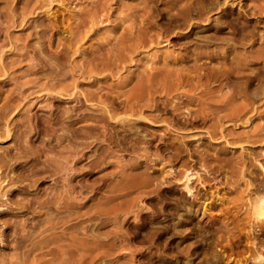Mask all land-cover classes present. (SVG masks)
<instances>
[{"label": "rangeland", "instance_id": "obj_1", "mask_svg": "<svg viewBox=\"0 0 264 264\" xmlns=\"http://www.w3.org/2000/svg\"><path fill=\"white\" fill-rule=\"evenodd\" d=\"M8 1L0 0V10ZM184 2L13 0L11 3L18 7L37 6L27 26L13 19L6 21L4 12H0V66L5 73L0 71V100L26 102L20 117L24 118L25 132H20L17 140L0 139V153L11 149L18 154L21 141L29 140L35 149L43 150L37 160L20 154L9 167L10 175L18 180L10 184L14 189L8 195L19 192L34 197L54 192L58 186L72 199L70 184L76 185L79 220L71 216L70 221L68 216L63 230L59 223L55 230L52 227L53 232L46 231L52 235L56 231L55 236L67 231L65 240L70 245L65 241L67 259L64 257L63 264H68V259L73 264L76 257L83 264H87L85 260L88 264H209L214 253L222 255L231 250L237 258L244 256L245 241L230 249V242L221 236L222 223L213 217L229 207L235 211L234 203L222 204L213 211L204 205H210L218 196L231 200L236 197L237 202L250 199L256 185L264 183V0H197L196 8L210 11V17L193 20L190 26H185L180 16H170ZM217 20L219 26L215 25ZM193 63H202L209 74L222 70L220 80L211 84L215 87L199 88L194 94L191 84L178 90L170 78L164 84L165 75L173 79L176 72L191 73L188 67ZM151 76L153 80H149ZM57 79L70 87L75 84L79 93L105 97L109 105L123 99L141 104L146 117H133L138 129L126 143L144 149L133 151L126 143L116 145L103 137L105 124L96 121L101 113L95 103L98 95L86 101L79 94L83 103L63 95L37 96L35 90L43 82L56 83ZM163 86L169 94L159 92ZM76 102L82 106L79 111L83 120L79 124L83 128L97 125L94 134L97 128L101 131L94 140L89 139L93 143L88 151L85 144L80 147L84 158L76 164V175L70 177L75 170L65 169V173L46 172L45 178L36 179L38 176L32 173L36 162L43 165L53 154L43 144L45 135L40 138L36 133L42 127L37 121L45 122L48 116L53 118L61 110H70ZM172 104L197 110L201 116L188 121L172 111ZM170 122L183 128L168 130ZM180 144L186 148H180ZM183 164L196 172L190 183L197 196L187 191L185 179L177 174ZM145 179H155L160 186H140ZM110 183L132 185L125 201L108 198ZM117 204H123L122 208L112 209ZM15 211L14 219L19 221L35 214L25 208ZM73 220L79 221L77 226ZM12 229L0 223V232L12 233ZM70 232L76 235L73 239H79L77 245ZM15 235L10 248H5L7 255L16 253L11 246ZM72 251H77L73 252L75 257ZM57 253L61 255L56 251L54 256ZM53 259L54 264H62L60 259ZM227 260L222 257L221 264H227Z\"/></svg>", "mask_w": 264, "mask_h": 264}, {"label": "bare ground", "instance_id": "obj_2", "mask_svg": "<svg viewBox=\"0 0 264 264\" xmlns=\"http://www.w3.org/2000/svg\"><path fill=\"white\" fill-rule=\"evenodd\" d=\"M12 1L9 0L5 6H3V7L1 6L2 10H0V12L1 13L4 12V14H5L4 17L7 18V20L5 19L6 21L9 22L10 19H13V21L16 22V24L18 23L19 25L27 26V24L30 23V18H31L29 15L33 14L35 12V9L37 6H35V8H34V6H31L29 8L26 4V6L18 7V6L13 5L11 3ZM195 1H197V0H185L183 5L180 6V8L177 10V12L176 13H170V16L173 18L180 16L182 18V21L185 24V26H190L191 24H193V20L202 19V18H209L210 17V15H209L210 11H206L203 8L197 9L195 6ZM226 1L227 0H224V2H226ZM18 8H20V9L18 10ZM36 11H37V9H36ZM219 23H220V21L217 20L215 25L219 26ZM21 54H23V53H21ZM1 57H3L2 54H1ZM194 59H196V58H194ZM2 66H0V69H1L0 71H2V69H3ZM188 68H191L190 69L191 71H188L191 73L183 74L182 71H179L178 73L176 72L177 75L174 74V75H176V77L173 76L174 77L173 79L171 78L172 76H168V75L166 76L165 75L163 78V80H165V81H163V82H165L164 84H166L169 81V78H170V83H172L173 86L175 85L174 87H176V90H178L181 86H184L186 84L187 85L191 84L192 88L194 89V94H196L195 91L197 89L207 88L209 85H211L213 83V80H214V83H215V81L220 80L219 73H222V70L220 69L217 71L218 73L215 72L216 70L215 71L213 70L214 73L209 74L210 72L206 71V69H205V67H203L202 63H198V64L193 63ZM224 73H227V70H225ZM1 74H5L4 71H2ZM152 78L153 77L151 76L149 78V80H153ZM57 80L58 81L56 83H50V84L43 82L40 85L41 87L35 90L38 93L37 96L42 97V96H46L47 94H48V96L51 94H53L54 96L63 95L66 97H70L72 99L77 98L78 103L79 102L81 103L83 98L81 99L79 94L84 95L83 97L85 98L86 101H90V100L93 101V99L96 98L95 96L98 95V94H96L93 96L89 92H82V91H80L81 93H79L78 89H76V87H75V84H73L74 86L72 85L70 87V86H67V85H64L63 83H61L62 82L61 79H57ZM220 84H221V82H219L217 84V86L219 87ZM215 86L211 85L210 87L213 88ZM165 88L166 87L163 86L160 90L159 89L158 90H159V92L161 90L166 91L169 94V90H167V88L166 89ZM26 89H28V87ZM155 91H157V90H155ZM189 91H190V89H188V90L186 89V92H189ZM201 92H204V91H201ZM92 93L95 94L94 92H92ZM101 97L102 96H99L98 100H96L95 103H96V106L97 105L99 106V110L101 111V113L98 111L100 114L97 115L96 121L98 119L99 121H97V122L101 121V123L105 124V129H102V130H106V133H105V136H103V137H106L107 140L110 139L111 142H115L116 145L118 144V145L123 146L124 143L129 141V137L132 134H134V132H135L134 129L135 130L138 129V126H137L138 121L136 119H134L133 117H137V116L146 117L144 115V110L142 109V105L141 104L140 105L135 104L130 99L129 100H127V99L120 100L119 102H116V104L114 103V101H112V103L109 105L106 102L107 100L105 101V97H103L104 99ZM23 101L24 100H0V139L15 138L17 140V138H19L18 136H20L19 135L20 132L22 133V131H24V129H22V128H26V127H24L25 125L22 121V120H24V118L22 120L20 118L21 115L23 114L22 112L24 109V104L26 103V102L23 103ZM110 102L111 101H109V103ZM130 102H132V103H130ZM78 103L76 102L74 104L75 106L73 105L74 107H72V108L70 107V110H65V111L61 110L60 113H57L55 116L53 115L54 116L53 118L48 116L47 120L45 119L46 120L45 122H43L44 120L43 121H41V120L37 121L36 120L39 125L40 124L42 125V127L40 126V128H39L37 126V124H35L37 126V128H39L36 131V133H38V137L40 136V138H41V135H43V136L45 135L46 137L48 136L47 138H45V136H44V139H43L44 143L43 144L44 145L47 144V146L51 150L50 152L53 153L46 160H44V162H42L43 165H41V164L38 165V161L36 162V164H35L36 166H34V168L32 169V173L34 175L38 176V178H36V179H39L42 177L45 178L46 172L54 171L55 173H61L63 170L65 171V169H67V171L68 170H75V172L71 173L70 177H73L74 175H76V173H77L76 172V168H77L76 164L79 163L82 158H84V157H82L84 155L83 154L81 155L82 151L80 150V147L85 146L87 148L88 146H90L93 143V141H90L91 140L90 138L92 137V139H93V137H95L94 135H96V134L98 135V132L100 129V128H97L98 132H96V134H94L93 129L97 125L96 126L94 125L95 127L91 126V124H88L87 126L83 125L85 127V128H83L79 124V122H81L83 120V116H81L82 112L79 111V108L81 105ZM98 106H97V109H98ZM171 107H173L172 111L174 113H176L178 116H181V117H187L188 121L193 120V119L189 120V118H191V117L197 119L198 116H201L197 112V110L194 111L188 107H181L179 105H174V104H172ZM205 110L206 109H203L202 112L205 113L204 112ZM121 112L126 113V115H122ZM83 113H85V112H83ZM52 114L53 113H51V115ZM205 114H207V113H205ZM83 115H86V114H83ZM155 116H156V114H155ZM203 118H205V117H203ZM87 119L88 118L86 117L85 120H87ZM55 126H58V127H55ZM169 126L170 127L168 130L173 129V130L178 131V130H181L183 128L181 126L176 127L175 123H172V122H170ZM25 130H27V129H25ZM100 131H101V129H100ZM100 134H101V132H100ZM101 138H102V136H101ZM102 140H104V139L102 138ZM31 142L32 141H30V140L28 143H26V142L23 143L21 141V144L19 147L20 151L18 152V154H15V152H12L11 149L6 150L4 154L0 153V223L1 222L5 223L7 225V228H13L12 233H5V232H3V230L0 232V241L3 242V248L2 247L0 248V264H52V263L54 264V262L51 261L53 259V257H51V255L54 256L56 251L61 253V255L57 253L58 256H54L53 261L58 260V259H60V261H59L60 263L62 262V260L65 261V259H67V258H66V255H64L65 254L64 249H65V247H67L68 243L70 245V242H67L68 240L66 239L67 235H65V234H67L66 233L67 231H65V234H63L62 236L61 235L55 236L56 231L54 232L53 235H52V233L51 234H49L48 232L46 233V231L50 230L49 232H51L52 227L54 229L55 226H57V225H58V227L60 226L59 223H62V230H63V226L65 225L63 223L68 221V219H66L68 216L70 217V221L72 220L71 216H73L75 219L78 218V220H79V216H81V213L78 210V205L76 202V194L75 193H77V191H76V185L75 184H70V188H69L70 193L74 194L72 199H69L70 197L67 196L66 191H65L66 189H64L65 192H63L62 189H59L58 186L54 192L53 191L46 192L45 195H39V196L37 195L34 197H28L25 195L22 196V193H19V192L14 193L12 196L8 195L9 194L8 192L14 189V187H12L13 185H10V184H12L13 182L18 180V178L16 176L10 175L9 167L12 166L13 163L16 162L20 158V154L28 155V156H34V158L36 160L38 159V157L43 155V150H41L40 148L35 149L32 145L33 142L32 143ZM129 143H130V141H129ZM83 144H85V145L83 146ZM126 144H128V143H126ZM182 144H184V143L182 142ZM182 144L179 145L180 148L184 146ZM91 146H90V148H91ZM129 147H132L133 151H136L138 149L140 150V148H141V146H136V143L129 145ZM184 147H183V149H184ZM88 148L86 149L87 151H88ZM125 148H126V146H125ZM180 148H178V149H180ZM81 149H83V148H81ZM141 149H144V148H141ZM83 150H85V149H83ZM106 155H107V153H106ZM103 156H104V154L102 155V157ZM200 158L205 160V156L201 155ZM39 162H40V160H39ZM186 165L187 164H183V169H179L177 174H179L180 179H185L184 184H185V188L187 189V191L190 192L191 195L197 196L198 193H195L193 191L195 186L191 185V183H190V182H193L192 180H193L194 174L196 172H193L189 167H186ZM261 167H263V166L261 165ZM124 171H126V170L123 169V172ZM67 173L68 172H66V174ZM43 174H45V175H43ZM196 176H199V174L197 173ZM62 177H64V176H62ZM56 180H57V178H56ZM64 180H65V178H64ZM69 180L71 182V178H69ZM59 182H60V179H59ZM59 182H57V185L60 184ZM67 182H68V180H67ZM109 182H107V183H109ZM111 183L109 185L107 184L108 185L107 187L110 188V189H108V193L110 195V196L107 195L108 198L110 197V199H112V200L121 198L122 199L121 202L125 201V198H127V196L130 195L132 185H123L122 186V185H119L118 183H113V184H111ZM7 185H10V187L7 189H4ZM67 185H66V188H67ZM151 185H159V183L155 182V179H153V180L145 179V180H142L140 186L147 187V186H151ZM64 186H65V184H64ZM254 194H255L254 197H252L250 199L242 200L241 202H237L238 198L236 199V197L231 200V199H228L225 197H219L218 196V198L215 199L214 202H211L210 205H209V203H206L204 205L205 209L207 208L208 210L213 211L215 208L219 207L222 204H228L230 202H233L234 205L237 207V209L235 211L230 210L231 208L229 207L227 210L225 209L224 211H222L223 210L222 209L221 213L218 216L213 214V217L215 218V220L217 219L218 221H220L222 223L220 228L223 231V235H221V236L224 239H226L228 242H230V243H228V245H230V247H229L230 249H232L233 245H239L242 240L245 241V247H246V249L243 251L244 256L241 258L235 257L236 255H233V253H231L232 250L229 251V253H224L225 252L224 251L223 252L224 255L223 254L221 255L218 253H214L213 255L211 254L212 260L209 262V264H221L222 263L221 258L224 256L226 257V259H228L227 261H225V262H227V264H229V263L231 264L232 262H235V264H264V183L263 182H260L259 184L256 185V187L254 188ZM4 196H6V198H3ZM238 196H239V199H242V195H238ZM98 199L100 201V198H98ZM218 200H220L221 204H219L217 202ZM122 205L123 204H117L116 206L112 207V209H114V210L121 209ZM23 208H25L27 210L31 209V211H33V213L35 212V214H32L31 218H29V216L26 218L23 217V219L21 221L14 219V217L16 216V213H17V211H15V209L20 210ZM63 208H65V209H63ZM64 213L66 215H63ZM42 215H47V218L39 219L38 217L42 216ZM48 216H50V217H48ZM51 216H53V217H51ZM78 222L76 221L75 222L76 225H75V223H74V225L77 226ZM71 225H73V224H71ZM64 228H65V226H64ZM55 229H56V227H55ZM62 230H61V233H64V232H62ZM67 230H68V226H67ZM52 232H53V230H52ZM14 235L16 236V239H15V242H13L11 244V246L13 245L14 252H16V253L11 254V253H13V252H11L10 255H7L6 249L10 248V243L13 240ZM64 235H65V237H64ZM68 235H69V233H68ZM70 235H71L72 239L75 238V236H76V235L74 236L72 233ZM69 237H68V239H69ZM71 237H70V239H71ZM77 239H73L74 243L76 240V242H77V243H75L76 245L79 243V239L78 240ZM4 241H6V242H4ZM65 241L67 242V244H65ZM80 241H81V239H80ZM83 241H84V239L82 240V242ZM71 243H73V241H71ZM74 243H73V245H74ZM100 243H102V241H100ZM100 243H98V244L100 245ZM73 245H72V247H73ZM77 248H79V247L77 246L76 250H77ZM227 250H228V247L226 248V252H227ZM67 252H68V250H67ZM73 252H76V254H77V251H72V254H73ZM82 252L85 254L84 250ZM69 254L71 255V253H69ZM69 254L67 253V255H69ZM81 254L82 253L79 254L80 257H82ZM70 255H69V258H72V256L70 257ZM64 257H65V259H64ZM74 257H75V255H74ZM77 258L78 257H76L74 259L73 264H83V263H80L81 258H78V259ZM68 260H67V262L69 264ZM85 262H87V264H88V260L87 261L85 260ZM62 264H63V262H62Z\"/></svg>", "mask_w": 264, "mask_h": 264}]
</instances>
